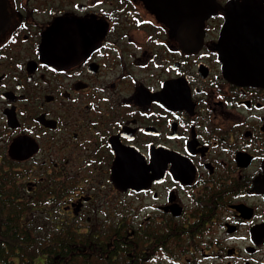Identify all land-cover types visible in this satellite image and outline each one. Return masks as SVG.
Listing matches in <instances>:
<instances>
[{"label": "flooded vegetation", "instance_id": "flooded-vegetation-1", "mask_svg": "<svg viewBox=\"0 0 264 264\" xmlns=\"http://www.w3.org/2000/svg\"><path fill=\"white\" fill-rule=\"evenodd\" d=\"M1 1L0 264H264V0Z\"/></svg>", "mask_w": 264, "mask_h": 264}, {"label": "water", "instance_id": "water-1", "mask_svg": "<svg viewBox=\"0 0 264 264\" xmlns=\"http://www.w3.org/2000/svg\"><path fill=\"white\" fill-rule=\"evenodd\" d=\"M215 0H197L195 8L198 9V22L194 24L195 28L198 27L199 35L193 39H183L182 42L186 46L200 45L202 42L204 20L214 9ZM0 6L2 8V1L0 0ZM3 26L2 16L0 17V29ZM259 56V55H258ZM256 59L250 61L244 54H223L222 60L224 61L226 67L229 69L228 73L231 74L235 79L247 81L257 79L258 76L264 75V72L258 68L264 64L263 60ZM260 57V56H259ZM262 58V57H261ZM247 66L255 68L254 70H248Z\"/></svg>", "mask_w": 264, "mask_h": 264}]
</instances>
